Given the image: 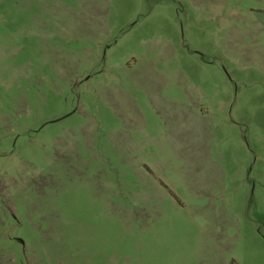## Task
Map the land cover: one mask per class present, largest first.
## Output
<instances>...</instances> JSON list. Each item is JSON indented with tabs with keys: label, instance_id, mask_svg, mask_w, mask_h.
Here are the masks:
<instances>
[{
	"label": "rangeland",
	"instance_id": "374dc122",
	"mask_svg": "<svg viewBox=\"0 0 264 264\" xmlns=\"http://www.w3.org/2000/svg\"><path fill=\"white\" fill-rule=\"evenodd\" d=\"M0 264H264V0H0Z\"/></svg>",
	"mask_w": 264,
	"mask_h": 264
}]
</instances>
